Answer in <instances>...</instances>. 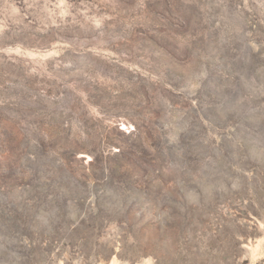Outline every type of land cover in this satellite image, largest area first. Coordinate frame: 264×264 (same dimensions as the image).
Here are the masks:
<instances>
[{
  "label": "rangeland",
  "instance_id": "374dc122",
  "mask_svg": "<svg viewBox=\"0 0 264 264\" xmlns=\"http://www.w3.org/2000/svg\"><path fill=\"white\" fill-rule=\"evenodd\" d=\"M0 264H264V0H0Z\"/></svg>",
  "mask_w": 264,
  "mask_h": 264
}]
</instances>
